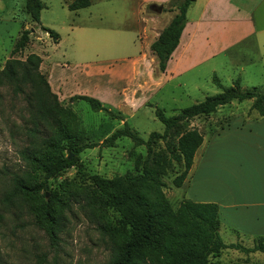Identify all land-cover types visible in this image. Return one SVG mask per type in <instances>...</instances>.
<instances>
[{
    "label": "rangeland",
    "instance_id": "obj_1",
    "mask_svg": "<svg viewBox=\"0 0 264 264\" xmlns=\"http://www.w3.org/2000/svg\"><path fill=\"white\" fill-rule=\"evenodd\" d=\"M41 1L44 6L39 11L38 23H34L25 12V0H0V69L7 58L23 61L30 53L37 55L40 58L38 73H42L46 80L48 75L51 82L54 79L66 82L64 93L71 91L73 95L60 97L56 94L57 100L73 112L84 130L85 141L94 143V146L84 148L74 165L47 179L49 189L54 190L61 200L55 204L62 209L56 238L51 241L30 209L29 200L16 199L11 203L1 200L10 187L9 178L13 173L29 174L32 170L20 152L47 149L39 145L38 137L26 134V129L31 126L26 102L29 85L19 83V90L0 83V264H107L112 240L101 226L108 219L87 202L90 198L86 197L85 191L90 190L88 184L93 175L110 179L139 170V162L145 155L143 144H136L125 136L111 139L110 134L121 128L124 122L143 140L150 132H162L163 125L154 115V106L161 108L165 116H170L204 96L220 91L221 88L212 82V75L223 87L238 78L242 89L254 86L263 90L262 51L249 44L240 45L220 58L221 61L214 62L217 67L214 72L207 74L208 69L200 67L183 76L180 87L170 83L158 91L137 95L134 101H130L139 90L127 82V76L122 80L119 72H115L118 62L114 60L118 55L128 54H112L100 47L97 32L92 28L112 27L116 30L115 27L121 25L133 26L138 15L134 1L89 0L88 6L75 11L68 10L64 4L70 0ZM140 13L144 16L154 12L143 6ZM39 25L55 31L59 42L54 44ZM21 29L30 30L28 42L22 50L10 54ZM82 39L89 42L85 51L80 52L76 45H70L71 41ZM77 94L100 100L111 114L91 109L87 102L71 98ZM144 97L147 100L141 104L139 99ZM250 102L232 100L207 115L189 119L181 129H197L203 136V144L209 145L211 135L220 126L243 124L257 118L256 112L249 108ZM181 129L171 132L168 140L175 141ZM163 146L161 140L155 144V147ZM180 170L173 162L161 176L164 199L172 207L185 199L184 184L179 187L172 184L174 175ZM39 194L48 198L47 190L40 189ZM218 233L224 244L253 245V237L236 235L223 226H219ZM210 260L215 264H264V252L224 247Z\"/></svg>",
    "mask_w": 264,
    "mask_h": 264
},
{
    "label": "trees",
    "instance_id": "obj_2",
    "mask_svg": "<svg viewBox=\"0 0 264 264\" xmlns=\"http://www.w3.org/2000/svg\"><path fill=\"white\" fill-rule=\"evenodd\" d=\"M193 0H167L161 10L171 11L172 16L149 44L154 55L155 72L164 70L166 60L178 43L180 32L185 23V12ZM89 0H70L68 10L83 8ZM44 4L41 0H25L24 9L34 23H38L39 11ZM53 42L58 34L48 27L39 25ZM29 29H21L13 42L10 54L22 50L28 42ZM40 58L30 53L23 61L6 59L0 69V83L21 89L20 84L29 85L26 94L28 121L30 128L26 134L38 137L46 150L20 152L31 166V172L14 174L9 178L10 187L1 200L11 203L16 199L29 200L30 209L37 222L54 241L61 220V202L54 190L47 184L48 178L59 175L64 169L74 165L77 156L84 148L94 143L85 141L84 130L78 125L71 110L60 105L45 76L38 73ZM212 82L220 91L204 96L176 114L165 116L162 109L154 106V115L163 125L162 132H150L143 140L124 122L109 136H125L136 144H143L145 155L139 162V170L125 173L110 179L93 175L86 197L108 219L102 230L112 240L111 256L107 264H215L210 260L224 247L242 251L264 252V237H253L251 247L238 244H224L219 236L217 205L212 202L180 200L175 207L164 199L161 176L173 162L181 168L173 179L174 187H179L190 168L193 154L203 140L202 134L195 128L181 129V126L196 116L207 115L218 106L232 100H251L250 109L257 116L264 117V89L252 86L242 89L239 79L223 87L218 78L212 75ZM83 100L91 109L106 110L102 103L91 96L74 95L71 98ZM147 105H150L147 104ZM222 126L219 127V129ZM175 141H169V135L178 131ZM45 134H42L40 132ZM158 140L164 143L162 148L155 147ZM41 176L42 179H38ZM48 191V198L38 191Z\"/></svg>",
    "mask_w": 264,
    "mask_h": 264
},
{
    "label": "crops",
    "instance_id": "obj_3",
    "mask_svg": "<svg viewBox=\"0 0 264 264\" xmlns=\"http://www.w3.org/2000/svg\"><path fill=\"white\" fill-rule=\"evenodd\" d=\"M133 1L138 12L133 26L121 25L116 30L92 28L97 32L100 47L112 54H128L118 55L114 60L118 62L115 72H119L122 80L127 76V82L139 90L130 101L170 83L180 87L181 78L200 67H206L207 74L214 72L217 68L214 62L221 61L220 58L240 45L259 48L264 60V0H193L186 9L177 45L166 60L164 70L156 73V60L149 44L172 12L160 10L143 16L140 13L143 6L162 5L167 0ZM164 18L165 22L157 29ZM58 42L57 38L53 43ZM71 42L80 52L89 47L85 39ZM47 83L60 97L73 95L71 91L64 93V80L51 82L47 75ZM145 97L139 99L141 104L147 100ZM210 139L209 145L202 141L193 154L183 181L184 198L215 203L219 226L236 235L264 237V117L224 125Z\"/></svg>",
    "mask_w": 264,
    "mask_h": 264
},
{
    "label": "water",
    "instance_id": "obj_4",
    "mask_svg": "<svg viewBox=\"0 0 264 264\" xmlns=\"http://www.w3.org/2000/svg\"><path fill=\"white\" fill-rule=\"evenodd\" d=\"M148 8L151 9L153 12H160L162 5L161 4H148Z\"/></svg>",
    "mask_w": 264,
    "mask_h": 264
}]
</instances>
